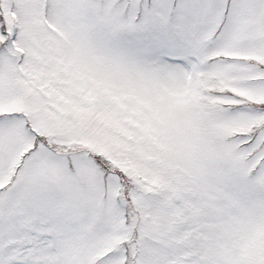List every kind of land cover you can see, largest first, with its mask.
Listing matches in <instances>:
<instances>
[{
    "label": "snow or ice",
    "instance_id": "1",
    "mask_svg": "<svg viewBox=\"0 0 264 264\" xmlns=\"http://www.w3.org/2000/svg\"><path fill=\"white\" fill-rule=\"evenodd\" d=\"M0 264H264V0H0Z\"/></svg>",
    "mask_w": 264,
    "mask_h": 264
}]
</instances>
